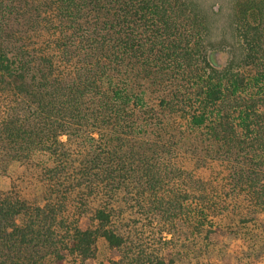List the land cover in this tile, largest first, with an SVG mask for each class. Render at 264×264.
<instances>
[{"label":"trees","instance_id":"obj_1","mask_svg":"<svg viewBox=\"0 0 264 264\" xmlns=\"http://www.w3.org/2000/svg\"><path fill=\"white\" fill-rule=\"evenodd\" d=\"M217 4L0 0V264L122 249L134 198L264 222V0Z\"/></svg>","mask_w":264,"mask_h":264},{"label":"rangeland","instance_id":"obj_2","mask_svg":"<svg viewBox=\"0 0 264 264\" xmlns=\"http://www.w3.org/2000/svg\"><path fill=\"white\" fill-rule=\"evenodd\" d=\"M199 1L213 7L219 2ZM227 57L220 53L219 65L224 66ZM8 182L2 177L1 188H6ZM146 204L139 198L123 204L126 215L116 226L127 239L124 248H111L100 242L95 256L86 261L49 258L47 264H264L263 221L243 225L230 217L216 219L201 227V234L193 236L183 225L175 233L168 232L169 225L150 215ZM90 223L89 216L80 222L83 229Z\"/></svg>","mask_w":264,"mask_h":264}]
</instances>
